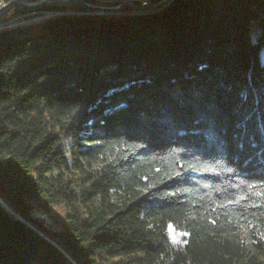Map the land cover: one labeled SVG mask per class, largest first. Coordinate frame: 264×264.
<instances>
[{
  "label": "trees",
  "instance_id": "trees-1",
  "mask_svg": "<svg viewBox=\"0 0 264 264\" xmlns=\"http://www.w3.org/2000/svg\"><path fill=\"white\" fill-rule=\"evenodd\" d=\"M85 10L0 12V264H264V0Z\"/></svg>",
  "mask_w": 264,
  "mask_h": 264
},
{
  "label": "water",
  "instance_id": "water-1",
  "mask_svg": "<svg viewBox=\"0 0 264 264\" xmlns=\"http://www.w3.org/2000/svg\"><path fill=\"white\" fill-rule=\"evenodd\" d=\"M48 0H37L33 2H23V1H17L12 0L6 3L3 6H0V12L5 10L6 8L17 5L25 8H36L40 6L41 4L45 3ZM72 2H75L79 4L80 6L84 7L86 10L83 12H107L115 9H120L124 7L125 5L132 6L135 10L139 12H150L159 9L160 7L164 6L168 3L169 0H158L154 3H147L146 0H141V3L135 2L134 0H123L115 5L112 6H105V5H99L91 3L87 0H69ZM0 201L2 202V199L0 198Z\"/></svg>",
  "mask_w": 264,
  "mask_h": 264
},
{
  "label": "rangeland",
  "instance_id": "rangeland-1",
  "mask_svg": "<svg viewBox=\"0 0 264 264\" xmlns=\"http://www.w3.org/2000/svg\"><path fill=\"white\" fill-rule=\"evenodd\" d=\"M9 1H12V0H0V6H3L5 5L6 3H8ZM17 1H20V0H17ZM16 19H12L10 22V24L12 23H16L15 22ZM21 21V20H19ZM3 202V201H2ZM4 203V202H3ZM60 209H62L60 207ZM59 212H61V210H58ZM34 215L38 218H45V214L42 213V212H39V211H35L34 212ZM168 232H169V235H170V238L175 241V242H183L185 240V236H186V232L183 231V230H178L176 228H174L172 225H168Z\"/></svg>",
  "mask_w": 264,
  "mask_h": 264
},
{
  "label": "snow or ice",
  "instance_id": "snow-or-ice-1",
  "mask_svg": "<svg viewBox=\"0 0 264 264\" xmlns=\"http://www.w3.org/2000/svg\"><path fill=\"white\" fill-rule=\"evenodd\" d=\"M229 171H231V169H229Z\"/></svg>",
  "mask_w": 264,
  "mask_h": 264
}]
</instances>
